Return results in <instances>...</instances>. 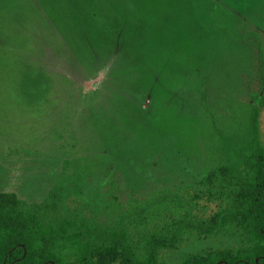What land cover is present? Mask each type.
<instances>
[{
	"label": "rangeland",
	"instance_id": "rangeland-1",
	"mask_svg": "<svg viewBox=\"0 0 264 264\" xmlns=\"http://www.w3.org/2000/svg\"><path fill=\"white\" fill-rule=\"evenodd\" d=\"M262 61L264 0H0V192L40 202L75 159L92 174L74 206L197 189L204 94L253 101Z\"/></svg>",
	"mask_w": 264,
	"mask_h": 264
},
{
	"label": "trees",
	"instance_id": "trees-1",
	"mask_svg": "<svg viewBox=\"0 0 264 264\" xmlns=\"http://www.w3.org/2000/svg\"><path fill=\"white\" fill-rule=\"evenodd\" d=\"M263 85L253 101L203 96L207 176L197 189H163L122 201L113 186L94 204L69 195L89 185L90 164L66 161L40 202L0 192V264H172L191 236L235 245L183 252L177 264H264ZM193 189V190H192ZM219 209L211 211L212 205Z\"/></svg>",
	"mask_w": 264,
	"mask_h": 264
}]
</instances>
